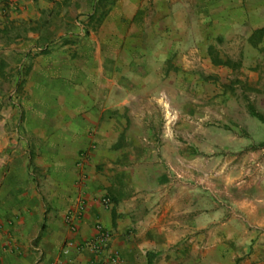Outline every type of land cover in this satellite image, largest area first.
Returning a JSON list of instances; mask_svg holds the SVG:
<instances>
[{"label": "crops", "instance_id": "obj_1", "mask_svg": "<svg viewBox=\"0 0 264 264\" xmlns=\"http://www.w3.org/2000/svg\"><path fill=\"white\" fill-rule=\"evenodd\" d=\"M74 6L87 12V24L96 22L94 31L123 7L131 37L122 44L137 45L155 28L149 18L162 23L174 9L246 7V0H0V264H114L112 250L119 252L116 264H222L231 233L225 204L205 198L197 181L165 173L151 158L165 150L124 146L118 85L104 81L117 78L118 69L105 70L102 42L89 32L93 51L68 50L73 39L61 33L34 53L40 19L53 28L55 15ZM13 50L24 51L13 59L22 55L25 67L8 56ZM81 202L82 213L66 221ZM98 225L111 234L107 249L62 253L67 241L96 236Z\"/></svg>", "mask_w": 264, "mask_h": 264}, {"label": "rangeland", "instance_id": "obj_2", "mask_svg": "<svg viewBox=\"0 0 264 264\" xmlns=\"http://www.w3.org/2000/svg\"><path fill=\"white\" fill-rule=\"evenodd\" d=\"M66 8L62 16L55 15L53 28L40 19L34 53L45 52L50 39L61 33L73 39L68 50L90 51L89 32L94 42H102L105 70L118 69L117 78L104 81L118 85L114 94L119 128L128 138L124 146L165 150L166 155L151 157L161 160L165 173L197 181L205 198L225 204L231 233L222 241L228 248L222 264L264 261V124L247 108L252 103L264 116V33L255 44L250 41L255 30L264 28V0H246V7L174 9L162 23L149 18L155 28L140 35L137 45L132 39L122 44L124 36L131 37L123 7L96 31L95 21L86 23L87 12ZM129 51L136 53L135 60ZM210 51L230 64H214ZM17 52L8 56L25 67L22 55L13 59ZM219 253H214L217 262Z\"/></svg>", "mask_w": 264, "mask_h": 264}, {"label": "built area", "instance_id": "obj_3", "mask_svg": "<svg viewBox=\"0 0 264 264\" xmlns=\"http://www.w3.org/2000/svg\"><path fill=\"white\" fill-rule=\"evenodd\" d=\"M102 201L107 204L109 202L108 198L102 199ZM83 210V203H79L77 206V209H73L68 211L66 215V221L72 222L73 217H76L77 215H80ZM72 230H75V225L71 224ZM98 233L96 236L92 237L88 240H83L81 242H76L74 240H69L65 243V245L62 248V253L64 255L69 253L70 248L74 247L77 250H81L83 248H90L96 252L102 251L104 249L108 248L109 240L111 237V234L109 231H106L105 229H102L100 225L97 226ZM109 261L111 263H118L119 262V252L117 250H112L109 254ZM51 264H63L62 260H58L56 262H53Z\"/></svg>", "mask_w": 264, "mask_h": 264}, {"label": "trees", "instance_id": "obj_4", "mask_svg": "<svg viewBox=\"0 0 264 264\" xmlns=\"http://www.w3.org/2000/svg\"><path fill=\"white\" fill-rule=\"evenodd\" d=\"M264 33V28H259L255 30L252 35L250 36V41L252 44H255V39L261 37ZM210 54H212V62L214 64H222V65H229L230 61L229 60H223L221 59L216 53L214 54L213 52L210 51ZM248 112L250 113L251 116L255 117L259 121H261L264 124V116L262 113L258 112L255 106L252 103H249L247 105Z\"/></svg>", "mask_w": 264, "mask_h": 264}]
</instances>
